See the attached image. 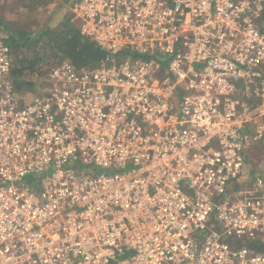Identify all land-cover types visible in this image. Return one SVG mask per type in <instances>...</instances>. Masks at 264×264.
<instances>
[{"label":"built area","instance_id":"built-area-1","mask_svg":"<svg viewBox=\"0 0 264 264\" xmlns=\"http://www.w3.org/2000/svg\"><path fill=\"white\" fill-rule=\"evenodd\" d=\"M71 11L107 56L28 99L0 34V264H264V0Z\"/></svg>","mask_w":264,"mask_h":264},{"label":"trees","instance_id":"trees-1","mask_svg":"<svg viewBox=\"0 0 264 264\" xmlns=\"http://www.w3.org/2000/svg\"><path fill=\"white\" fill-rule=\"evenodd\" d=\"M75 0H69V7ZM0 4V29L3 28ZM30 2L36 0H17L22 7L29 9ZM39 2V1H38ZM63 5L60 3V6ZM37 6V4L35 5ZM68 7V14H61L55 18H46L39 29L34 32L18 29L8 34L5 41L10 45L13 57L12 79L16 91L29 92L36 90L47 72L40 68V64L51 57L69 59L78 68H94L103 61L107 53L89 38L82 35L78 23L73 19V13ZM10 31L9 26H4ZM132 51H121L117 58L137 57Z\"/></svg>","mask_w":264,"mask_h":264},{"label":"rangeland","instance_id":"rangeland-1","mask_svg":"<svg viewBox=\"0 0 264 264\" xmlns=\"http://www.w3.org/2000/svg\"><path fill=\"white\" fill-rule=\"evenodd\" d=\"M39 1V2H38ZM60 3L63 5L60 6ZM37 4V6H35ZM69 0H36V2H30L29 9L22 7L17 3V0H5L2 6L1 16L3 18L4 26H9L10 31L6 32L5 27L0 29V34L5 37L9 33L15 30L22 29L27 32H34L39 29V25H42L46 18H55L61 14H68ZM71 11V6L69 7ZM167 60L168 58L165 57ZM63 58L51 57L40 64L42 70L46 72L50 68L55 66ZM264 71V70H263ZM43 79V78H42ZM41 79V81H42ZM40 81V82H41ZM36 90L26 92L23 95L24 99L31 98L37 92ZM250 163L246 166V172L249 168L255 169L260 166L264 168V150L263 148L253 147L247 154ZM252 166V167H251ZM249 175H252L251 171Z\"/></svg>","mask_w":264,"mask_h":264}]
</instances>
